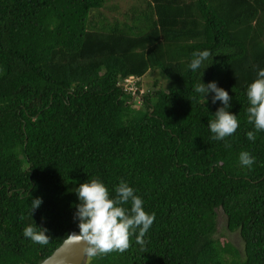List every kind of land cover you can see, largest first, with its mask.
<instances>
[{
	"label": "trees",
	"instance_id": "obj_1",
	"mask_svg": "<svg viewBox=\"0 0 264 264\" xmlns=\"http://www.w3.org/2000/svg\"><path fill=\"white\" fill-rule=\"evenodd\" d=\"M111 1L0 0V264H39L79 231L75 192L93 178L111 196L128 182L155 220L85 264H264V131L247 138L246 96L264 68V0H134L122 18L101 11H119ZM203 50L202 82L229 92L240 123L224 140L207 127L222 105L204 104L187 67ZM156 70L163 85L125 88ZM30 196L43 200L32 216ZM220 214L243 250L219 239ZM33 221L46 245L24 237Z\"/></svg>",
	"mask_w": 264,
	"mask_h": 264
},
{
	"label": "clouds",
	"instance_id": "obj_2",
	"mask_svg": "<svg viewBox=\"0 0 264 264\" xmlns=\"http://www.w3.org/2000/svg\"><path fill=\"white\" fill-rule=\"evenodd\" d=\"M193 56L187 65L188 69L199 73V82L194 85L193 91L204 104L211 95L213 104L219 101L222 105L213 114L215 118L208 122L207 127L213 133V139L224 140L234 134L240 126L237 114L229 111L232 97L228 91L218 87L216 81L202 82L204 69L212 64L207 62L210 59L213 62L211 51H199ZM246 96L249 102L248 122L254 129L247 133V138L255 142V132L264 131V68L258 69L255 79L248 84ZM239 160L242 166L251 167L255 157L248 151H242ZM75 193L79 203L75 208L74 219L77 221L79 231L69 234L68 239L81 245L89 258L112 251L123 252L129 247L130 236L137 229L143 236L155 220V214L145 211L144 200L126 181H120L115 188V196L110 195L108 187L99 178L87 179L77 187ZM30 200L32 216L43 200L39 196L35 198L30 196ZM129 202L130 208L125 207ZM46 233L47 229L36 225L34 221L23 230L25 238L40 245L48 243L49 236Z\"/></svg>",
	"mask_w": 264,
	"mask_h": 264
},
{
	"label": "rangeland",
	"instance_id": "obj_3",
	"mask_svg": "<svg viewBox=\"0 0 264 264\" xmlns=\"http://www.w3.org/2000/svg\"><path fill=\"white\" fill-rule=\"evenodd\" d=\"M134 0H113L111 1L108 6L111 7L112 3L118 4L119 5V11H115L111 8H101V11L105 14L108 15L111 18H122V12L125 11V9H127V5L131 4ZM138 82L139 85V92L141 91H146L147 88L154 86V82L156 81L158 83V86H161L164 84L165 80L163 79V77L160 76V74L156 71H152V72H148L147 74H145L143 77L141 78H137L135 80V82ZM137 86V85H136ZM136 93V91L134 92ZM136 94L134 95V98L131 100V103H133V106L135 108H138L141 106L140 101H138L135 98ZM219 218V224H218V231L223 233V235H219V239L221 241H230L232 242L233 245L237 246L238 248H240L241 250H243V242L240 238L239 232L235 231V232H230L224 228V219L223 216L220 214L218 215Z\"/></svg>",
	"mask_w": 264,
	"mask_h": 264
},
{
	"label": "water",
	"instance_id": "obj_4",
	"mask_svg": "<svg viewBox=\"0 0 264 264\" xmlns=\"http://www.w3.org/2000/svg\"><path fill=\"white\" fill-rule=\"evenodd\" d=\"M78 233L77 230H72L69 234ZM87 254L82 250V246L71 242L68 236L63 242L46 258L40 261L39 264H85Z\"/></svg>",
	"mask_w": 264,
	"mask_h": 264
},
{
	"label": "built area",
	"instance_id": "obj_5",
	"mask_svg": "<svg viewBox=\"0 0 264 264\" xmlns=\"http://www.w3.org/2000/svg\"><path fill=\"white\" fill-rule=\"evenodd\" d=\"M136 79L137 77H134V76H130L124 79L125 88L133 93L138 89L135 83Z\"/></svg>",
	"mask_w": 264,
	"mask_h": 264
}]
</instances>
